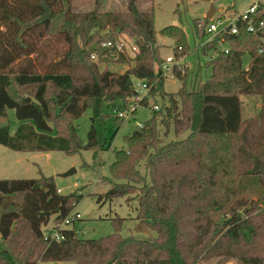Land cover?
<instances>
[{
    "label": "trees",
    "instance_id": "1",
    "mask_svg": "<svg viewBox=\"0 0 264 264\" xmlns=\"http://www.w3.org/2000/svg\"><path fill=\"white\" fill-rule=\"evenodd\" d=\"M252 19L255 34L239 20L238 34L222 32L203 47L215 58L201 89H188V72L173 68L183 86L168 94L155 15L140 11L136 0H128L126 13H78L71 0H0V118L13 109L22 122L14 135L0 126V145L16 152L102 151L95 129L87 144L79 136L75 123L88 109L103 103L127 110L136 96L135 80L145 82L150 95L169 97L165 112L160 116L153 108V117L125 138L127 149L115 151L110 173L120 182L99 199L137 200L135 230L147 228L156 237H124V219L118 218L115 233L85 239L72 227L78 220L71 219L82 194H60L54 178L44 175L0 179V264H202L220 257L264 264V6ZM57 22L63 29L55 31ZM56 32L66 36L70 50L45 64L43 40ZM125 34L138 49L132 59L117 40ZM161 34L174 39L176 53L188 47L181 27L168 26ZM104 42L113 46L102 48ZM94 44L97 49L90 51ZM92 55L132 66L121 74L76 63ZM77 68L88 75L76 77ZM241 97L261 99L257 118L243 119ZM147 105L146 98L140 106ZM158 117L165 136L189 134L165 143ZM69 218L71 224L60 229ZM58 230L61 240L53 238Z\"/></svg>",
    "mask_w": 264,
    "mask_h": 264
},
{
    "label": "rangeland",
    "instance_id": "2",
    "mask_svg": "<svg viewBox=\"0 0 264 264\" xmlns=\"http://www.w3.org/2000/svg\"><path fill=\"white\" fill-rule=\"evenodd\" d=\"M71 2L74 11L78 13H88L94 10L101 13H126L128 10V0H71ZM136 4L140 11L153 12L155 15L156 39L160 47L162 62L164 63L167 58H174L175 63L169 65V70L163 71L164 90L168 94H173L183 86V83L173 75V68L180 70L182 74L188 72L189 78L186 84L188 89L199 90L210 78L212 71L207 65L215 57L213 54L206 55L202 51V44L206 43L205 46H207L211 39L206 31L209 23L221 22L222 26L232 25L240 15L249 12L251 8L257 9L260 5L264 6V0H136ZM211 7H214L216 12L214 18L207 22L206 15ZM168 26L181 27L186 33L188 47H183L181 53L175 52L177 45L174 39L161 34V31ZM58 27L63 29V23H55V31ZM106 34L107 32H102L101 37L103 38ZM117 40L125 44L124 53L131 59L134 58L138 51L135 39L125 34L119 35ZM38 43L40 44L39 41ZM69 47L64 34L56 32L47 36L41 46L43 62L47 64L52 59L59 60L64 56L63 54L69 52ZM38 60L37 63H40ZM250 62V57L246 56L244 58L245 68H248ZM76 63H79L81 67L96 64L100 72L111 71L121 74L132 66V64L105 63L98 58L93 60L85 56L77 58ZM163 63L159 65V68H162ZM75 72L76 77L88 75L85 69L77 68ZM134 83L138 84V81L135 80ZM168 100L169 97L164 98L158 92L155 95L153 93L147 98V106H139L137 112L127 115L126 119L119 116L120 113H126V110L113 109L103 103L100 104V109L98 103L95 108L88 109L75 124L84 144L88 143L90 131L95 129L100 142L104 145L102 151L82 150L73 155L60 151L16 152L0 145V179H36L44 175L54 178L57 189L61 191L60 194H82L83 199L72 211L71 216L77 213L80 215V219L73 222L72 227L85 239H99L115 233L113 220L118 218L124 219L122 236H133L141 240L154 238L157 233L147 228H144L142 232L135 230L137 200L128 197H119L111 201H100L99 199L111 190L114 184L120 182L114 180L110 173V166L115 161V151L126 150L125 138L153 117L154 106H159L158 112L161 116L169 106ZM241 100L243 119L249 121L257 118L262 106L261 99L241 97ZM118 104L121 105L120 102H117V106ZM157 121L160 138L165 143L184 139L189 134L186 132L176 137L171 131L168 136H165V128L159 125L162 122L161 117H158ZM21 124L22 122L17 119L16 111L13 109L7 111L5 118H0V126H8L12 135ZM71 169L76 171L73 175L61 177ZM53 227V219H51L47 229L51 231ZM0 249H4L1 241ZM202 264H238V262L235 259L220 257Z\"/></svg>",
    "mask_w": 264,
    "mask_h": 264
},
{
    "label": "built area",
    "instance_id": "3",
    "mask_svg": "<svg viewBox=\"0 0 264 264\" xmlns=\"http://www.w3.org/2000/svg\"><path fill=\"white\" fill-rule=\"evenodd\" d=\"M257 9H255L254 7L251 8V10L245 14H242L239 16V18L236 20L235 23H233L232 25H224L222 26L221 22L219 23H211L208 25V27L206 28L207 34L211 37L210 42L213 41V39L220 33L222 32H227L228 28L230 27V31L227 33H232V34H238L239 33V27L237 25V22L239 20H241V22L246 24V30L247 32L253 33L255 34L258 26L253 22L252 19V15L256 12ZM264 27V22H261L259 24V28ZM206 45V43H203L202 46L204 47ZM113 46V44L111 42H104L102 43L101 47L102 48H109ZM116 47V49L118 51H122L123 50V44L121 43H117L114 45ZM180 51H182V48H179ZM215 56V55H214ZM92 59H95V55H92ZM175 63L174 62V58H167V60L163 63L162 65V70H169V65ZM135 90H136V96L134 97L132 103L130 104L128 110H126V113H120L119 116L122 118H127V115H133L136 111L137 108L141 105V102L144 101L146 98L149 97V91L150 88L147 86V84L145 82L142 81H138V84H135ZM155 110H159V106H154ZM140 127H142V125H140ZM59 192H61L59 190ZM72 220H79L80 219V215L77 213L75 215V217L71 218ZM71 219H67L65 220V222L63 223V225H61L62 227H60V229H63L65 226H69L71 224ZM53 238L57 239V240H61L62 234L58 231H56L53 234ZM39 264H55V263H44V262H40Z\"/></svg>",
    "mask_w": 264,
    "mask_h": 264
},
{
    "label": "water",
    "instance_id": "4",
    "mask_svg": "<svg viewBox=\"0 0 264 264\" xmlns=\"http://www.w3.org/2000/svg\"><path fill=\"white\" fill-rule=\"evenodd\" d=\"M215 12H216V11H215L214 7H211V9L209 10V12H208L207 15H206L207 19H209V20L213 19V18H214V14H215ZM229 31H230V27L228 28L227 32H229ZM97 47H98V44H94L92 47H90L89 50H90V51H95V50L97 49ZM75 172H76L75 169H71V170L68 171L67 173L62 174L61 177H68V176H71V175H73Z\"/></svg>",
    "mask_w": 264,
    "mask_h": 264
}]
</instances>
